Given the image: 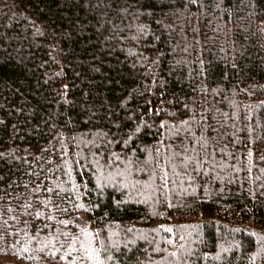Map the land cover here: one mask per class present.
<instances>
[{"label": "trees", "instance_id": "16d2710c", "mask_svg": "<svg viewBox=\"0 0 264 264\" xmlns=\"http://www.w3.org/2000/svg\"><path fill=\"white\" fill-rule=\"evenodd\" d=\"M0 264H264V0H0Z\"/></svg>", "mask_w": 264, "mask_h": 264}]
</instances>
